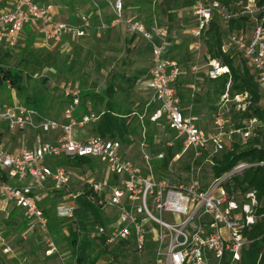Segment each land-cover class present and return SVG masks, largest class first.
Segmentation results:
<instances>
[{"label": "built area", "instance_id": "built-area-1", "mask_svg": "<svg viewBox=\"0 0 264 264\" xmlns=\"http://www.w3.org/2000/svg\"><path fill=\"white\" fill-rule=\"evenodd\" d=\"M224 1L193 0L191 9L196 26L191 30L189 48L199 56L205 49L207 30L219 19L225 30L223 52L240 57L264 91V7H259L257 0H241L240 8L236 3L229 9ZM5 2L7 8L0 11V51L3 53L19 46L24 30L31 24L41 25L40 33L46 41H59L63 36L83 38L93 29L91 19L84 15L80 16L79 25L57 22L52 3ZM127 5V0H114V18L109 25L125 27L132 36L142 38L151 47L150 70L137 81L139 88L149 93L146 112L134 113V116L142 125L146 119L163 126L170 140L164 149L149 153L150 144L144 132L141 162L125 155L123 141L119 139L93 135L78 140L75 131L93 128L102 114L90 101L82 108L83 92L72 82H64L60 87L66 100L61 119L50 118L23 102L0 103V132L33 134V146L17 152L0 144V211L6 215L12 210L20 212L27 222L22 234L25 240L28 234H46V256L52 257L58 249L40 201L53 189L62 200L69 202L56 208L57 218L74 219L78 199L87 189L93 192L94 202L102 211H115V215L107 216L108 223L90 227L88 238L98 244L110 249L129 248L143 264H240L242 253L249 245L244 234L259 221L260 202L256 190H235L234 177L246 169L264 167V161L241 162L232 171L209 180L203 170L207 163L213 167L214 158L231 151L234 143L247 144L253 132L264 123L252 118L243 120L241 127L234 124V115L247 113L252 101L248 93L231 96L229 84L219 100L211 129H205L200 117L183 107L178 84L184 70L171 54L169 28L127 16ZM240 17H248L249 24L254 22L251 33L249 24L244 30H230L231 21ZM101 28L107 25L102 24ZM207 66L211 80L230 73L219 60L209 58ZM197 69L194 66L193 71ZM7 89L14 90L10 82ZM191 90L194 99L193 85ZM177 145L181 149L168 168L157 173L154 163L163 162L167 149ZM59 159L91 160L94 169L56 166ZM184 162L183 173L175 178L174 165ZM102 168L113 176L112 182L95 175H101ZM11 256L12 260L17 259L13 245L0 227V264H9ZM73 260L63 264H76Z\"/></svg>", "mask_w": 264, "mask_h": 264}, {"label": "rangeland", "instance_id": "rangeland-1", "mask_svg": "<svg viewBox=\"0 0 264 264\" xmlns=\"http://www.w3.org/2000/svg\"><path fill=\"white\" fill-rule=\"evenodd\" d=\"M40 1L51 2L55 6L68 7L67 11H60V15L56 20L58 22H66L69 16L75 13L70 10L78 4V0ZM161 1L127 0V4L130 6L129 14L147 23L155 22L160 26L169 28L175 48L173 57L179 59L184 70V75L179 83L183 90L182 100L184 105L190 104L191 98L186 97V94L189 93L188 86L193 85L196 92L193 104L203 105L204 110L208 112V119L212 121L214 117H212L213 108L217 104L219 94L206 78V71L209 69V67H206L209 62L206 49L199 56H196L189 48L192 41L191 30L195 27L193 10L187 5L186 0H177L176 3L171 4L173 10L164 13V8L167 9V5H161ZM84 2L87 3L85 0ZM236 7L240 8V3ZM98 17V24L94 23V30H89L86 37L63 36L59 41L36 39L33 37V24H31L24 32L25 37H23L19 46L10 53L8 58L0 52V67L17 69L22 73L31 101L20 99L16 90L7 89L5 86L0 87V103L2 105H12L18 101L23 102L27 107L37 108L50 118H59L63 106L66 104L60 88L64 82H72L81 90L104 94L112 79L115 78L116 100L121 106L132 109L137 113L143 111L149 93L139 88L137 81L146 75L150 67L151 53L149 47L144 41L131 38L125 27H111L109 25L111 20L105 21L101 15H98ZM110 17L107 16V18ZM102 24H106L107 28L102 29ZM254 26V22L249 24V33L252 32ZM99 33L100 35H98ZM20 54L23 55L25 61L20 62ZM236 57L235 65L241 67L244 61L240 57ZM194 66L198 68L196 71H193ZM262 97L261 106L264 108V93ZM98 107L99 110L102 109L100 106ZM146 121L145 119V124L142 125L137 117L133 116L131 118L132 127L135 129L130 134L132 137H126V140L123 141L124 150H127L126 153L129 159L139 160L142 154L141 143L144 140V132H146V137L152 143L149 153L164 149L171 138L166 135L163 126L147 123ZM237 122L238 118H234V124ZM232 123L230 126H232ZM92 129L90 127L84 130H76L75 135L84 133L85 137H88L91 135ZM3 134L1 143L10 151L33 146L32 133H10L5 131ZM257 137L261 138L264 145V126L253 132L252 138ZM50 163L55 164L52 161ZM184 165L185 162L182 165H174L172 175L175 178H179L183 173L182 168ZM98 167L103 166L98 165ZM101 172V175L96 173L95 175L107 178L109 182L113 181V176L106 174L105 169L102 168ZM203 172L207 180L214 176L209 163L204 166ZM72 186H74L73 183ZM38 196L41 195L38 194ZM68 203V201L62 200V197L53 189H49L47 197L39 203L46 214L50 215V217L48 215V218H50L49 232L58 249V253L52 257L46 256V234H28L25 240L22 238L25 230L21 229V220L15 219L10 223L5 222V225L3 224L5 217L2 215L0 227L8 234L9 242L13 245L17 256L15 260H12V256L9 257V264L73 263L72 250L65 238L70 223L65 222L63 225L65 230L59 233H55L59 224L54 223L58 220L55 215L56 208ZM0 214L4 213L0 211ZM105 214L110 217L115 215V211L106 210ZM121 249L123 250V247L118 246L111 249L112 253L119 254L118 260H115L112 253H107L103 255L100 264L142 263L129 248H125L124 251ZM120 250L121 252H119Z\"/></svg>", "mask_w": 264, "mask_h": 264}, {"label": "trees", "instance_id": "trees-1", "mask_svg": "<svg viewBox=\"0 0 264 264\" xmlns=\"http://www.w3.org/2000/svg\"><path fill=\"white\" fill-rule=\"evenodd\" d=\"M186 1L187 5L192 7L193 0ZM238 1L239 0H225L224 4L228 6L229 9H233L232 7L238 3ZM176 2L177 0H162L160 2L161 5H167V9L164 8V13L167 11L171 12L170 10H173V8L171 9V4ZM257 4L259 7H264V0H257ZM262 14L264 15V10ZM249 22L250 20L248 17H240L231 21L229 28L231 31L244 30ZM224 34V26L219 19H215L206 32L205 49L208 57L211 60H219L222 66L228 67L230 71L229 74H224L216 80H211V83L219 95H224L227 86L230 84L229 93L231 96L245 93L251 96L252 105L248 112L234 115V118H238V122L236 123L237 127H241V122L243 120H250L252 118H257L264 122V108L261 106L262 88L256 82L254 75L246 66L245 62H242L243 65L241 67H236L235 61L237 55L223 52L222 44ZM10 53L11 52H6L4 57L8 58ZM19 59L20 62L25 61L21 54ZM7 82H10L12 88L18 92L20 99L31 101V96L27 92V86L23 75L19 70L0 67V87H7ZM115 82L116 79L113 78L104 94L82 90V108H84L87 101H90L94 108L102 114L98 124L93 126L92 132L95 135L124 141L135 129L132 127L133 124L131 122V118L134 116L135 111L121 106L116 100ZM98 106L102 109L99 110ZM147 123L150 122L147 120ZM3 135V132H0V144ZM263 147V142L259 137L250 139L247 144H242V142L234 143L231 151L224 152L220 156L214 158V166L212 167L213 175L215 177H221L223 174L232 171L241 162L255 164L264 161ZM180 149V145L174 148H168L167 158L163 162L154 163L155 171L157 173L165 171L174 155L179 152ZM55 165L81 168L88 166L94 169L93 161L86 159H77L76 161L59 159ZM234 186L235 190H256L260 202V207L257 210L260 219L257 224L247 229L244 234L249 240V245L242 253V261L240 264H264V167H252L246 169L242 174L236 175L234 177ZM93 196L94 194L92 191L85 189L78 199L79 208L75 214V218H58V220L54 222L59 224L55 233L65 230L63 226L65 222L70 223L67 227L65 238L72 250V258L76 260V264H100V260L103 258L104 254L112 253L110 248L88 238V231L91 226L109 222V218L106 216L105 212L94 202L96 199ZM2 215L5 217L3 219V224L6 225V223H10L15 219H20L21 229H26L27 222L18 210H12L8 215L0 214V219L3 217ZM48 215L49 214H47V216ZM4 234L7 237L8 234L6 232H4ZM121 250L119 252H121ZM124 250L125 247H123L122 251ZM112 254L115 260H118L119 254H115V252Z\"/></svg>", "mask_w": 264, "mask_h": 264}, {"label": "crops", "instance_id": "crops-1", "mask_svg": "<svg viewBox=\"0 0 264 264\" xmlns=\"http://www.w3.org/2000/svg\"><path fill=\"white\" fill-rule=\"evenodd\" d=\"M39 2H45V3H51V2H46V1H40V0H38ZM72 1H74V0H72ZM85 1H87V3H85L84 2V0H78V4L77 5H75L74 6V8L73 9H71L70 11H74L75 13L74 14H72L71 16H72V18H70L71 16H69V18L67 19V21L66 22H62V23H70V24H74V25H77V24H80L81 23V21H80V16H88L90 19H91V21H92V24L94 25V23H97L98 24V15H101L102 16V19H104L105 21H109V20H113V18H114V12H113V2H114V0L113 1H107V0H85ZM53 4V3H52ZM54 5V4H53ZM7 8V4H6V2H5V0H0V11L1 10H3V9H6ZM54 17H55V20H57V18H58V16L60 15V11H64V10H66L67 11V9H68V7H63V6H55L54 5ZM108 8V9H107ZM129 8H130V6H128L127 5V10H126V15L127 16H130V17H135V16H131L130 14H129ZM107 9V10H106ZM111 16L110 18H107V16ZM139 19V18H138ZM58 22V21H57ZM111 23V22H110ZM195 26H196V20H195ZM30 26H28L25 30H24V32L29 28ZM195 28V27H194ZM32 29H33V37H35L36 39H40V40H45L44 38H43V36H42V34L40 33V30L42 29V27H41V25L40 24H34L33 26H32ZM93 30H94V26H93ZM130 34V33H129ZM130 36H131V38H133V39H135V40H142V41H144L147 45H148V47H149V51H150V53H151V47H150V45H149V43L147 42V41H145V40H143L142 38H137V37H134V36H132L131 34H130ZM171 36V35H170ZM23 37H25L24 36V33H23ZM23 37H22V39H23ZM171 41H172V38H171ZM177 43H179V42H177ZM1 52V51H0ZM3 53V52H2ZM4 54H6V53H4ZM171 54H172V56L175 54V48H174V45H173V43H172V50H171ZM174 58L175 59H177L175 56H174ZM178 61H179V59H177ZM150 61H151V59H150ZM180 62V61H179ZM151 63V62H150ZM181 63V62H180ZM208 64V63H207ZM150 67H151V64H150ZM150 67L148 68V70H147V72H146V75L148 74V72H149V70H150ZM206 67L208 68V66L206 65ZM207 72H208V70L206 71V75H207ZM145 75V76H146ZM206 78L208 79V81H209V83L210 84H212L211 83V79H209V77H208V75L206 76ZM181 81V80H180ZM180 83V82H179ZM179 85V87H180V90H181V95H182V87L180 86V84H178ZM191 86L192 85H190V86H188V91H189V93L188 94H186L187 96L186 97H190L191 98V100L189 101V103L190 104H188L187 106H185L184 105V101L182 100V102H183V107L186 109V111L188 112V113H192L193 115H195L196 113H198L197 115H195V116H199L200 117V120H201V125L205 128V129H211V126H212V121H213V119H212V121H210L209 119H208V112H207V110H204L205 108H204V106L203 105H194L193 104V98L191 97V94H192V90H191ZM196 93V92H195ZM263 93H264V91H262V96H263ZM221 96L222 95H219V97H218V99H217V104H216V106H215V108H213L214 110H213V114H212V117L214 116V114H215V112H216V109H217V105H218V103H219V100H220V98H221ZM263 98V97H262ZM262 102H263V100H262ZM146 103H147V101H146ZM146 105V104H145ZM63 111H64V106H63V109H62V113H61V115L59 116V118L61 119L62 118V116H63ZM195 111H196V113H195ZM146 112V110H145V108H144V110L143 111H141V112H138L139 114H143V113H145ZM134 113H137L136 111L134 112ZM45 115V114H44ZM58 118V117H57ZM65 122V121H64ZM93 135H95L93 132L91 133V135L90 136H88V137H85V135H84V133H82V134H76V138L78 139V140H86V139H89L90 137H92ZM128 138L129 137H132L130 134L127 136ZM125 140H126V138H125ZM151 140H149L148 139V142H149V144H150V149L152 148V143L150 142ZM2 144V143H1ZM3 145V144H2ZM123 147H124V145H123ZM124 150V149H123ZM18 150H16V151H11V152H17ZM125 152V155L127 156V153H126V151L127 150H124ZM154 152H156L155 150L153 151V153ZM132 160V159H131ZM133 161H135V162H141L142 161V154L140 155V158H139V160H134L133 159Z\"/></svg>", "mask_w": 264, "mask_h": 264}]
</instances>
